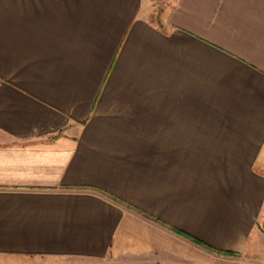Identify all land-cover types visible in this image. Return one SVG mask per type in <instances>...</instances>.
Instances as JSON below:
<instances>
[{
	"label": "crops",
	"instance_id": "obj_1",
	"mask_svg": "<svg viewBox=\"0 0 264 264\" xmlns=\"http://www.w3.org/2000/svg\"><path fill=\"white\" fill-rule=\"evenodd\" d=\"M159 1L0 0L1 264H264V0Z\"/></svg>",
	"mask_w": 264,
	"mask_h": 264
},
{
	"label": "rangeland",
	"instance_id": "obj_2",
	"mask_svg": "<svg viewBox=\"0 0 264 264\" xmlns=\"http://www.w3.org/2000/svg\"><path fill=\"white\" fill-rule=\"evenodd\" d=\"M162 1L164 2L166 0H161V2ZM142 5H143L142 6V11H143V14H144V16L146 18H148L150 21H153V22L160 21L161 12L159 10V7H160V1L159 0H143V4ZM138 214L141 215L140 213H138ZM262 219H264V215H263ZM148 228H152V225L149 226ZM171 230H172L173 234L170 233V235H172L173 237L175 236V238L184 240L186 242L190 241V242L193 243V245H197L198 247H201L202 250H207L209 252H216V255H219V254L220 255H233L231 252L226 251V250H222L223 252L222 251L217 252L211 247H206L203 243L196 242L195 240H193L190 237L186 236L182 232L177 231L176 229H171ZM256 230H257L256 232L257 233L259 232L258 234H260V236H262L263 235V231H264V226L262 228V227H260L258 225ZM261 230H263V231H261ZM139 234L143 235V233L140 232V231H139ZM160 234H161V236H160ZM148 237H151L153 241L157 240V237L158 238H161V237L163 238L162 233L161 232L159 233L158 231H155V230L150 231L149 234H148ZM262 253H264V252H262ZM1 262L2 261L0 260V264H1Z\"/></svg>",
	"mask_w": 264,
	"mask_h": 264
},
{
	"label": "trees",
	"instance_id": "obj_3",
	"mask_svg": "<svg viewBox=\"0 0 264 264\" xmlns=\"http://www.w3.org/2000/svg\"><path fill=\"white\" fill-rule=\"evenodd\" d=\"M177 231H180V230H177ZM180 232H182V231H180ZM183 234H185L186 236H188V237H190L191 239H193V240H195L196 242H198V243H203L202 241H200V240H198L197 238H195V237H193V236H191V235H189V234H187V233H185V232H182ZM204 245H206L205 243H203ZM207 246V245H206ZM209 247V246H208ZM215 251H217V252H220V251H222V250H217V249H215V248H213ZM223 252V251H222Z\"/></svg>",
	"mask_w": 264,
	"mask_h": 264
}]
</instances>
